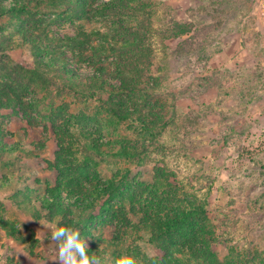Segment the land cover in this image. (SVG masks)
<instances>
[{
	"label": "rangeland",
	"instance_id": "rangeland-1",
	"mask_svg": "<svg viewBox=\"0 0 264 264\" xmlns=\"http://www.w3.org/2000/svg\"><path fill=\"white\" fill-rule=\"evenodd\" d=\"M107 1L66 0L53 11L45 0H0L8 10L0 13V89L3 82L15 85L14 92L28 102L19 107L0 101V264H53L57 243L40 222L72 228L74 218L62 219L44 204L53 188L65 204L73 200L64 190L63 175L53 167L56 145L74 160L82 150V132L101 145L96 167L100 187L111 178L120 191L132 190L134 203L126 206L137 214H143L146 205L152 207L153 217L160 216L163 207L175 208L176 203L162 200L169 197L165 191H176L177 202L186 200V208L205 205L218 259L237 254L240 264H254L250 260L256 255L261 262L255 263L264 264V16L256 0H125L110 10L104 9ZM16 2L23 7L18 12L11 9ZM172 16L191 23L194 31L166 39L167 47L176 49L165 56L157 30ZM120 18L122 26L112 23ZM126 26L145 42L130 78L153 87L149 93L175 106L168 125L142 143L137 124L109 125L106 108L83 95H57L37 68L56 51V56L66 57L68 72L77 76L98 73V62L105 72H114L115 54L130 58L131 49L121 45ZM78 33L89 35L83 57L70 43L53 39ZM35 43L47 50L36 55L30 45ZM27 76L36 77L34 92L22 94L17 84H25ZM106 76L119 83L118 76ZM87 83L80 82V89L100 94ZM41 88L43 93L38 92ZM51 101L59 108L52 110ZM128 104L135 109L131 101ZM122 148L136 155L125 158ZM137 218L129 215L132 222ZM120 224L105 214L90 225L91 238L82 237L88 247L96 242L101 264H115L121 253L135 257L137 264H151L146 252L161 255L149 229L119 231Z\"/></svg>",
	"mask_w": 264,
	"mask_h": 264
},
{
	"label": "trees",
	"instance_id": "trees-1",
	"mask_svg": "<svg viewBox=\"0 0 264 264\" xmlns=\"http://www.w3.org/2000/svg\"><path fill=\"white\" fill-rule=\"evenodd\" d=\"M45 1L47 5L51 6L53 11L61 8L66 2V0ZM67 1L69 3L72 2V0ZM124 3L125 0H108L105 2L106 6L104 9H116L118 5ZM81 4L84 5V2H81ZM16 5H18L17 2L14 3L11 9L16 12L23 9V7H16ZM142 7L145 6L142 5ZM7 12L8 10L5 9L4 6H0L1 14H6ZM134 17L135 16H131L133 20L135 19ZM9 19L13 21V18ZM123 22V18L112 21V23H118L120 26H122ZM142 27L146 30L145 26ZM193 31L191 23L181 21L177 17L172 16L169 20V24H165L163 28L157 30L160 36L161 53L165 56L169 53H173L174 55V50L176 48L173 50L169 49L164 41L166 39L190 36ZM123 34L121 45L131 49L129 51L130 58L124 59L122 53L121 55L115 54L118 60L114 64L116 68L114 72H105L103 63L98 62L97 64L100 66L97 70L99 71L98 73L90 76H77L72 72H68L66 57L64 54L56 56V51H51V56L45 61H39L37 68L40 73L46 75L47 79L52 82L51 85L55 87L57 95H67L68 93L73 96L83 95L93 100V102L96 101L99 106L106 108V113H109V125L111 123L137 124L144 135L141 141L142 143L143 141H151L158 135V130L168 125L171 118L175 115V106L174 104L169 105L166 99H163L161 102L160 96L155 95L154 92L149 93L148 90H154L153 87L147 84L145 85L139 80L130 78V75L136 72L135 68L140 62L138 58H141L142 53H144L139 48L144 46L145 42L144 39L141 40L137 32L128 30L127 26ZM87 36L89 35L78 33L74 36L57 35L53 37V39L63 43H70L69 46L76 49L77 54L82 56L85 51L84 40H87ZM111 40L115 43L117 41L114 38ZM30 45L34 47L36 55L47 50L39 43ZM101 46L102 45L99 47ZM138 70L140 71V69ZM108 74L118 76L119 83L114 84L109 81L107 79L108 76H106ZM37 77L38 80H41L43 76ZM11 78L14 80V77ZM25 79V84H17L22 94L33 91L31 87H34L36 77L27 76ZM84 79L88 80L86 86L96 87L100 94L96 95L94 94L95 91H91L88 88L87 91L81 90L79 83L83 82ZM55 82H60L61 86L58 87L55 85ZM150 84L153 86L152 82ZM2 86L4 89H0V101L3 100L4 102L19 107L28 103L23 96L14 92L15 85L3 82ZM5 91L10 92V94ZM38 92L43 93V88ZM102 95L106 96L104 97ZM130 101L133 103L135 109L130 108L131 106L128 104ZM50 103L52 110L59 108L57 107L58 103L54 101ZM134 110L136 112H134ZM168 113H170V115L166 118ZM66 122L68 124L72 122L71 115L68 116ZM81 136H83V138H81L82 143L79 145L82 149L80 154L73 160L71 155L63 153L61 151L63 148L56 145L57 152L55 155V163L53 164V167L63 175L60 176L61 182L65 181L64 190L68 197L73 199L72 202L65 204L61 199L59 190L55 188L52 189L53 196H51V198H46L44 202L50 209L52 208L51 210L54 215H59L62 219H68L70 216H74L71 220V226L85 233L80 234L81 238L85 235L91 238L92 233L90 232V225L96 220L101 219L103 215L109 214L113 219L117 218L120 221L119 231L122 229H128V231H130L132 228H137L143 229L146 232L147 229H149V236L153 240L151 241L156 243L155 247L161 253L160 256L158 255L152 259L151 264H190V258L196 260V262L192 264H240V257L237 254L234 256L225 255L222 260L217 258L215 251L212 249L215 240V229L208 216L205 205L190 204V206L186 208V206L189 205L186 200L177 202L175 198L176 191H165L164 195L169 197L165 198V200L163 199L162 203H176L175 208L166 210V207H163V212L160 214L161 217L158 213L153 217V215L149 213L152 212V207L146 205L144 206L145 210L143 214L139 212L138 216L133 206H126L127 204L133 205L134 203L133 201L135 199L132 197L134 194L132 190L125 192L120 191V186H116L115 180L111 178L107 180L108 185L106 187H100V183L98 182V169L96 167L98 161H100L98 152H100L101 145L97 140L89 136L87 132H82ZM120 151L121 155L125 158L136 155L135 152H130L125 148H122ZM58 180L59 178L57 177L56 181ZM125 193L127 194L125 195ZM115 198L118 199V204L111 200ZM129 215L138 218L132 219L136 220L132 222L129 219ZM158 218L162 219L158 222L156 220ZM182 229H185L184 232H182ZM116 237H118V235H116ZM116 237H112L113 241L119 240ZM111 241L112 240H109L108 243H111ZM108 243H105V248L109 246ZM97 251L96 242L90 244L88 247V254L93 256ZM117 253L118 252H116V254ZM255 257L256 255L251 256L252 260L250 261L252 263L256 264L255 261L261 262V259L257 260Z\"/></svg>",
	"mask_w": 264,
	"mask_h": 264
},
{
	"label": "clouds",
	"instance_id": "clouds-1",
	"mask_svg": "<svg viewBox=\"0 0 264 264\" xmlns=\"http://www.w3.org/2000/svg\"><path fill=\"white\" fill-rule=\"evenodd\" d=\"M40 224L50 230L51 239L57 243V255L53 264H101L99 257L89 256L88 245L81 238L78 229L60 226L58 222ZM17 228L22 229V224H18ZM146 255L149 259L155 257L154 252H146ZM115 264H137V261L132 255L121 253L115 259Z\"/></svg>",
	"mask_w": 264,
	"mask_h": 264
},
{
	"label": "built area",
	"instance_id": "built-area-1",
	"mask_svg": "<svg viewBox=\"0 0 264 264\" xmlns=\"http://www.w3.org/2000/svg\"><path fill=\"white\" fill-rule=\"evenodd\" d=\"M256 4L260 7L261 15L264 16V0H256Z\"/></svg>",
	"mask_w": 264,
	"mask_h": 264
}]
</instances>
